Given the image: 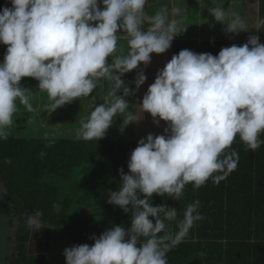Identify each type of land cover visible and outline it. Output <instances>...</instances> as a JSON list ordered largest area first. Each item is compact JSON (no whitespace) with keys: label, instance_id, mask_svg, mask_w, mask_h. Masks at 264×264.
Here are the masks:
<instances>
[{"label":"clouds","instance_id":"1","mask_svg":"<svg viewBox=\"0 0 264 264\" xmlns=\"http://www.w3.org/2000/svg\"><path fill=\"white\" fill-rule=\"evenodd\" d=\"M10 2L11 7L0 9V43L8 46L0 63V139L8 138L18 104L33 110L22 77L39 82L50 111L89 96L102 79L112 82L113 102L94 107L81 121L77 139L104 138L118 113L127 112L121 131L145 112L154 124H167L165 134H148L138 141L127 163L128 174L119 169L121 186L109 193V204L124 213L131 210L130 226H113L98 238L91 236L92 246L65 248V264H168L167 254L204 217L199 200L194 201L173 233L169 222L176 220V208L153 206L151 197L178 201L189 183L199 189L209 179L215 184L224 180L238 165V152L229 151L237 136L253 152L264 144V44L258 35H250L243 45L222 48L216 56L181 50L158 72L137 110L130 111L124 97L134 90L120 77L138 65L147 67L150 54L166 52L184 30L169 20L166 9L150 16L145 12L147 0ZM209 11L226 26V33L248 30L239 15L226 19L222 7ZM261 28L264 19L257 20L256 30ZM118 30L127 37L128 51L108 64L106 58L116 52ZM145 80L141 70L135 88ZM41 215L40 210L24 214L31 232L43 226Z\"/></svg>","mask_w":264,"mask_h":264},{"label":"trees","instance_id":"2","mask_svg":"<svg viewBox=\"0 0 264 264\" xmlns=\"http://www.w3.org/2000/svg\"><path fill=\"white\" fill-rule=\"evenodd\" d=\"M4 7H11L10 0H0V9ZM258 19H264V0H259ZM255 35L264 44V28L256 30ZM246 42L203 41L199 54L216 56L222 48ZM206 44H213L211 47L215 48H207ZM7 47L0 43V63L4 61ZM260 139L264 140V134ZM138 141L12 135L6 140L0 139V174L18 219L17 246L11 264H65V248L92 246L91 236L98 238L113 226L129 227L131 210L124 213L119 206L109 204L108 191L119 190L118 170L128 174V154ZM233 149L239 155L237 168L218 184L209 179L204 186L194 189L189 183L178 201L156 194L151 197L153 206L176 208V220L169 222L173 233L183 219L186 206L194 201L199 200V212L204 217L190 229L183 243L167 254L168 264H264V169L261 168L264 167V144L253 152L237 136L229 151ZM75 167H82L84 178L77 193V207L70 212L72 198L61 196L48 179L69 178ZM81 205L84 208L79 211ZM36 210L42 213L43 226L31 232L25 226L24 214ZM30 236L51 240L48 250L29 253Z\"/></svg>","mask_w":264,"mask_h":264},{"label":"rangeland","instance_id":"3","mask_svg":"<svg viewBox=\"0 0 264 264\" xmlns=\"http://www.w3.org/2000/svg\"><path fill=\"white\" fill-rule=\"evenodd\" d=\"M153 0H147L148 3H152ZM214 7H222V0H208V8L202 7V12L196 13V17L199 18L201 15L205 17V20L202 22H197V20L192 19L188 14L177 13L176 10L172 12L173 19L177 21V26L180 30H183L178 35H191L197 36L199 38H226L234 39L238 37H249L256 33V11L250 13L245 8L241 6L233 7V11L226 12L227 17H232L233 14L239 15L242 20L245 18V22L251 20V26L248 27V34H245V31H240L236 34L226 33L224 31L225 25L215 21L214 17L210 15V9ZM201 8V7H200ZM154 11L151 12V15H154ZM209 17V18H208ZM186 27H183L182 25ZM209 25L208 27H206ZM144 28H147V25H144ZM117 35H124L121 30H118ZM203 41H209L204 39ZM202 41V42H203ZM200 42V47L202 45ZM207 48L215 46L213 44L205 45ZM117 47L120 49L117 50L115 54L120 53L121 55L126 54L128 51V41L125 40L122 43L117 44ZM212 49L215 47H211ZM113 61V55L106 58L108 63ZM125 85H127L131 90L135 89V70H132L128 73H125L120 77ZM21 86L31 91L30 102L33 106L32 111L25 109L23 105L18 104L16 113L13 116V123L7 129L8 135L12 136H24V137H75L77 138V132L81 127V121H86L89 117L94 107L103 104V103H112L114 97L110 94L112 89V82L107 79H102L93 92L87 97H81L74 99L71 103H66L62 107H58L54 111H50L47 107L49 104V99L47 93L38 88V81L31 77H22ZM122 92V90H121ZM121 92H117V95H121ZM128 101L130 106V111H133L132 102H134V94L124 97ZM127 115L125 113H118V117L114 120L112 126L107 130L104 138H113L116 140H122L125 142L136 140L135 135V125L134 123L128 124L126 127L123 126V118ZM167 125V124H166ZM138 130V125L136 131ZM120 142V141H119ZM128 154V158H130ZM115 174L117 172L115 171ZM83 172L82 167H75L71 177L69 178H49V182H53L58 188V192L61 196H70L72 198L70 204V212H73L75 207H77V193L80 191L83 185ZM113 192L109 190L108 193ZM81 208H84L83 205L79 206V211ZM75 213V212H74ZM34 237V236H33ZM55 237V236H54ZM56 238V237H55ZM33 239H37L34 237ZM41 245L34 247V245L29 249L33 252L46 251L49 248L51 240L42 241ZM54 247H52V251Z\"/></svg>","mask_w":264,"mask_h":264},{"label":"crops","instance_id":"4","mask_svg":"<svg viewBox=\"0 0 264 264\" xmlns=\"http://www.w3.org/2000/svg\"><path fill=\"white\" fill-rule=\"evenodd\" d=\"M223 5L225 6V11L230 12L233 11V7L235 6H241L245 8L248 12L252 13L253 10L256 11L257 17H256V23L258 20V10H259V0H222ZM208 8V0H153L152 3H146L145 5V12L151 16V12L154 11V13L166 9L168 12L169 20H173V14L176 10L177 13H185L188 14L192 19L197 20V22H202L205 20V17H202L201 15L199 18L196 17V13L202 12V7ZM201 7V8H200ZM209 18V17H208ZM231 19V17H229ZM246 19V18H245ZM245 19L243 21H245ZM251 20L245 22L246 27H252L251 26ZM182 25V24H179ZM183 27H186L185 25H182ZM207 25L206 27H208ZM255 35V34H254ZM204 39H208L209 41L212 40H220V39H226V38H199L197 36H191V35H177L172 43L171 46L166 52L162 54H150L151 61L148 64L147 67L144 65H138L137 69L135 70V79L137 77V73L143 70V74L146 76V80L143 85H141L138 89H134V104L133 111L137 110L136 107L142 102V98L144 94H146L147 89L149 86L154 83V80L156 78V75L160 70H162L165 65L171 60L173 55H178L181 50L188 49L191 50L197 54L200 52V42H202ZM237 40H247L248 37H238L234 38ZM127 40V37L125 35H119V38L117 40V44L124 42ZM231 40V39H228ZM128 41V40H127ZM119 51L120 49L116 46V51ZM121 54H113V61L117 56H120ZM108 64H110V60H108ZM158 119V118H157ZM135 125V135L136 140H140L142 138H145L148 134H152L153 136L156 135H162L164 133V129L167 127L166 122L160 121L159 125H156L153 123V118L151 115L147 112L143 113V118L134 123ZM138 125V130L136 131V127ZM264 169V167H261ZM41 240H39L38 243H40ZM45 241V240H42Z\"/></svg>","mask_w":264,"mask_h":264},{"label":"water","instance_id":"5","mask_svg":"<svg viewBox=\"0 0 264 264\" xmlns=\"http://www.w3.org/2000/svg\"><path fill=\"white\" fill-rule=\"evenodd\" d=\"M17 216L14 205L9 199V191L0 174V261L11 264V256L17 246ZM30 236L28 244L32 242ZM29 253H38L29 250Z\"/></svg>","mask_w":264,"mask_h":264},{"label":"flooded vegetation","instance_id":"6","mask_svg":"<svg viewBox=\"0 0 264 264\" xmlns=\"http://www.w3.org/2000/svg\"><path fill=\"white\" fill-rule=\"evenodd\" d=\"M31 240H32V242L30 243V245L28 244V249H30L33 245H34V247H37L38 245H41V243H38L39 242L38 239H33V237H32ZM39 252H42V251H39Z\"/></svg>","mask_w":264,"mask_h":264},{"label":"snow or ice","instance_id":"7","mask_svg":"<svg viewBox=\"0 0 264 264\" xmlns=\"http://www.w3.org/2000/svg\"><path fill=\"white\" fill-rule=\"evenodd\" d=\"M0 264H3V262H2V261H0Z\"/></svg>","mask_w":264,"mask_h":264}]
</instances>
